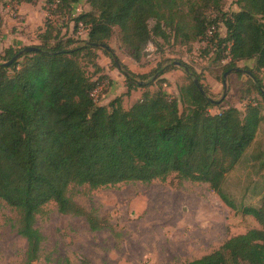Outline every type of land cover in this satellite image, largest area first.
Wrapping results in <instances>:
<instances>
[{
  "label": "trees",
  "instance_id": "obj_1",
  "mask_svg": "<svg viewBox=\"0 0 264 264\" xmlns=\"http://www.w3.org/2000/svg\"><path fill=\"white\" fill-rule=\"evenodd\" d=\"M78 1L47 3L52 12H71ZM222 2L86 0L90 10L72 18L73 31L79 22L86 28L81 44L45 18L36 38L39 50L9 65L3 63L22 47L10 45L0 52V198L17 211L16 230L27 243L24 264L40 257L43 236L35 221L50 202L62 214L83 216L91 230L106 224L71 198L68 190L74 185L94 189L149 183L173 174L179 181L206 183L235 209L222 186L264 118V85L257 75L264 71V0H234L237 9L229 13L223 11ZM207 11H215L218 17L210 18ZM1 19L0 14V26ZM218 22L224 26L223 36L217 32ZM208 29L212 34L206 38ZM114 35L119 47L136 61L155 37L182 45L206 38L215 47L217 60L228 58L223 72L238 61H254L244 67L250 75L243 92L257 93L261 100L251 97L244 111L227 106L212 114L210 108L219 103L210 100L199 74L186 65L204 94L188 77L178 87L179 98L158 87L144 91L124 108V96L137 86L153 84H139L138 75L127 72L126 91L100 105L94 91L105 74L95 62L96 50L112 56L108 40ZM91 43L108 45L110 50ZM84 56L91 59L95 74L102 71V75L92 79L87 74L81 63ZM163 80L156 78L155 82ZM242 212L253 216L261 228L233 235L217 249L182 264H264V192L258 207H244Z\"/></svg>",
  "mask_w": 264,
  "mask_h": 264
},
{
  "label": "rangeland",
  "instance_id": "obj_2",
  "mask_svg": "<svg viewBox=\"0 0 264 264\" xmlns=\"http://www.w3.org/2000/svg\"><path fill=\"white\" fill-rule=\"evenodd\" d=\"M18 5L14 0H0V45L8 42L7 35L11 33L21 34L13 38L16 48L37 44L39 25L45 18L55 21L62 33L76 39V44L86 38L85 34L75 37L72 24L73 16L90 10L86 0H79L71 12H52L47 0L23 4L20 13ZM222 9L229 13L237 7L234 0H223ZM206 14L210 18L218 17L215 11ZM217 27V32L223 36V24L218 22ZM206 38L182 45L172 39L164 41L155 37L147 44L141 59L136 61L119 47L116 35L112 36L108 45L123 67L118 69L111 56L96 50L95 62L101 58L116 79L111 88L112 80L107 75L99 81L94 91L96 102L107 104L126 91L124 72L138 75L135 79L139 84L153 81L144 87L137 86L129 96H124V108L130 107L144 91H155L158 87L170 97L179 98L178 87L187 83L188 77L193 79L195 76L170 61L192 67L199 74L207 95L219 99L223 92V66L228 58L217 60V51ZM91 62L87 56L81 58L87 74L95 79L102 71L95 74ZM253 62L251 59L236 63L235 67L242 69V75L238 72L227 75V93L219 104L210 108V113L231 105L244 111L251 97L261 100L257 93L243 92L248 87L244 67L252 66ZM169 65L174 68L162 72ZM160 66L163 68L157 71ZM257 75L264 85V71ZM156 78L164 80L155 82ZM179 107L182 109L181 104ZM263 145L264 118L255 139L227 174L222 186L235 209L229 208L206 183L179 181L173 174L164 181L149 183L126 182L94 189L87 185L71 186L68 190L71 198L106 224L94 231L83 216L62 214L54 203L46 204L36 216L35 227L43 240L40 257L33 264H182L217 249L233 235L250 228H261L255 218L244 214L242 209L258 207L261 202L264 192ZM17 219V211L0 198V264H24L27 243L17 233Z\"/></svg>",
  "mask_w": 264,
  "mask_h": 264
},
{
  "label": "water",
  "instance_id": "obj_3",
  "mask_svg": "<svg viewBox=\"0 0 264 264\" xmlns=\"http://www.w3.org/2000/svg\"><path fill=\"white\" fill-rule=\"evenodd\" d=\"M91 45L95 46V47H100V48H103L106 50H110L109 46L105 45V44L91 43ZM37 50H39V49L35 45H26V46L20 48L8 61H5L3 64L9 65L13 61L19 59L23 54L28 53V52H32V51H37ZM111 57H112V60L114 61V63L116 64L117 68L119 69L120 68L119 60L117 59V57L114 54H112ZM173 64L176 66L182 67L184 69V71L189 72L188 67L182 65L179 61H173ZM240 71H242V69H240L238 67L230 68L227 71H225L223 74V80H222L223 92H222L221 97L219 99H216V100L210 98V100L217 102V103H220L223 100V98L225 97L227 90H228V85H227V81H226L227 75L231 72H240ZM245 72L250 75V73L248 71H245ZM124 75H127V72H124ZM193 82L195 83V85L199 89L200 93L204 94V90H203L202 86L200 85V83L196 77H193Z\"/></svg>",
  "mask_w": 264,
  "mask_h": 264
},
{
  "label": "crops",
  "instance_id": "obj_4",
  "mask_svg": "<svg viewBox=\"0 0 264 264\" xmlns=\"http://www.w3.org/2000/svg\"><path fill=\"white\" fill-rule=\"evenodd\" d=\"M23 4H26V3H23ZM23 4H20V5H18L17 6V8H18V13H20L22 10H23V8H24V5ZM40 27H42L43 26V24L42 25H39ZM38 28V27H37ZM36 28V29H37ZM18 35H21V34H18V33H15V34H9V35H7V40H8V42L6 43V44H4V45H0V52L4 49V48H6V47H8V46H10V45H13V43H12V41H13V38H14V36L16 37V36H18ZM16 39H19L18 37L16 38ZM34 43V42H33ZM36 43V42H35ZM23 44V43H22ZM98 64L103 68V74H105V75H107L108 76V78H110L111 80H112V85L109 87V88H111V87H113V85L115 84V75H113L114 73H113V71H111V70H109L106 66H105V62L103 63L102 61H101V58L99 59L98 58ZM106 104V103H105ZM105 104H103V105H105ZM231 106H233V105H231ZM263 149H264V145H263Z\"/></svg>",
  "mask_w": 264,
  "mask_h": 264
},
{
  "label": "built area",
  "instance_id": "obj_5",
  "mask_svg": "<svg viewBox=\"0 0 264 264\" xmlns=\"http://www.w3.org/2000/svg\"><path fill=\"white\" fill-rule=\"evenodd\" d=\"M86 28L79 22L77 26V30L74 32L75 37H80L81 35L85 34L86 35ZM211 30L208 29L206 37H209L211 35Z\"/></svg>",
  "mask_w": 264,
  "mask_h": 264
}]
</instances>
